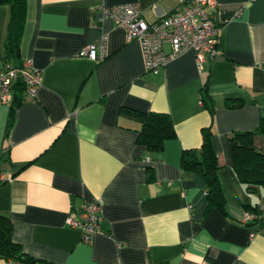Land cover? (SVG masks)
Here are the masks:
<instances>
[{
    "label": "crops",
    "instance_id": "1",
    "mask_svg": "<svg viewBox=\"0 0 264 264\" xmlns=\"http://www.w3.org/2000/svg\"><path fill=\"white\" fill-rule=\"evenodd\" d=\"M186 1L26 0L15 63L31 58L40 84L34 96L23 92L8 130L10 103L0 102V214L24 253L56 264H264V217L242 223L246 205L264 202V187L246 191L227 144L229 133L256 127L264 110V0H216L217 56L199 68L188 49L157 73L144 70L139 42L99 12L136 2L154 21ZM8 17L0 3V66ZM103 34V60L76 55ZM17 93L12 87L11 100ZM227 98L240 105L227 107ZM121 107L167 113L175 136L149 151ZM206 127L221 162L224 211L207 210L203 176L179 166ZM97 198L99 229L85 242L66 217Z\"/></svg>",
    "mask_w": 264,
    "mask_h": 264
},
{
    "label": "built area",
    "instance_id": "2",
    "mask_svg": "<svg viewBox=\"0 0 264 264\" xmlns=\"http://www.w3.org/2000/svg\"><path fill=\"white\" fill-rule=\"evenodd\" d=\"M215 7L216 0H187L181 8L154 21H147L143 17L136 2L101 6L99 12L102 17L110 18L116 25L124 28L127 41L139 42L144 70L157 73L169 60L188 49L194 51L199 68H202L203 62L217 56L219 26L212 13ZM165 43L169 45L168 51L164 49ZM107 54V36L104 34L76 52L77 56L95 61L103 60ZM15 80L23 81L27 94L34 96L40 84L41 70L33 65L31 58H25L21 64L15 65L3 61L0 66L1 103H10ZM5 178L0 176V182ZM257 204L258 212L246 211L242 223H251L264 217V202ZM100 220L99 198L82 202L66 217L67 224L81 229V237L85 242H89L97 232Z\"/></svg>",
    "mask_w": 264,
    "mask_h": 264
},
{
    "label": "trees",
    "instance_id": "3",
    "mask_svg": "<svg viewBox=\"0 0 264 264\" xmlns=\"http://www.w3.org/2000/svg\"><path fill=\"white\" fill-rule=\"evenodd\" d=\"M0 3L9 5V17L4 38L6 55L3 61L13 65L19 58V45L26 19V0H0ZM19 90L13 94L10 101L7 130L13 123L15 108L23 101V92H26L25 83L15 80L12 84ZM205 86L203 87L202 100L211 110V104L206 98ZM12 90V89H11ZM227 107H235L240 102L227 98ZM119 114L135 119L137 128L136 141L143 144L149 151H159L163 148L167 139L175 136V129L170 116L164 112H143L127 107H121ZM202 143L199 148L185 149L181 152L179 166L182 171L196 172L203 176L207 192L206 209L218 208L224 211L225 200L218 178V169L221 166L212 144V130L203 128ZM228 150L231 166L237 179L245 186L249 193H255L260 187H264V110L260 112L259 123L248 130L233 131L227 135ZM148 170L150 168L148 167ZM149 179L152 172H149ZM247 211L258 212V204L246 205ZM12 224L10 220L0 214V257L16 263L25 264H56L43 258L34 257L23 252L19 243L11 237Z\"/></svg>",
    "mask_w": 264,
    "mask_h": 264
}]
</instances>
